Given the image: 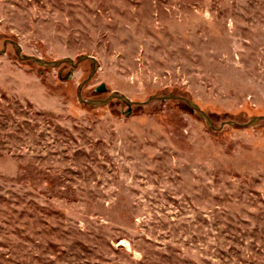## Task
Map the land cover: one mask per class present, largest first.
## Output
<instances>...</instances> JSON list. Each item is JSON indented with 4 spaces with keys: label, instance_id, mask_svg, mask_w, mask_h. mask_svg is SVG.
I'll return each instance as SVG.
<instances>
[{
    "label": "rangeland",
    "instance_id": "rangeland-1",
    "mask_svg": "<svg viewBox=\"0 0 264 264\" xmlns=\"http://www.w3.org/2000/svg\"><path fill=\"white\" fill-rule=\"evenodd\" d=\"M7 40L238 125L9 44L0 264H264V0H0Z\"/></svg>",
    "mask_w": 264,
    "mask_h": 264
},
{
    "label": "water",
    "instance_id": "water-1",
    "mask_svg": "<svg viewBox=\"0 0 264 264\" xmlns=\"http://www.w3.org/2000/svg\"><path fill=\"white\" fill-rule=\"evenodd\" d=\"M9 44L13 46L15 53H16V55L20 61H22V62L28 61V62L37 64L41 67L48 68V69H56V68L61 67L62 65H68V66H71L72 68L76 69L83 62H86V61L91 62L93 64V72L90 75V77L80 85L79 92H78L79 102L83 103L87 106L96 107V108L104 107V106L109 105L113 100H119V101L123 102L125 105H127L129 107V112H131V108L133 106H145V105H148L152 101L178 100V101H181L184 104H186L191 109V111L195 112L200 117V119L206 123L208 128H210L214 131L221 130V128L223 126H225L226 124L229 126L238 125L233 121H229L227 123H224L221 128H216L214 125V121H213L212 117L208 113H206L199 106V104H197L192 99H188L186 97H183L180 95H175V94H168L165 96H151L149 98V100L146 102H134L130 98H128L126 95H124L120 92H114L106 99H101V100L85 99L82 96V90L85 87V85H87L91 81L93 76L97 73V62L98 61L95 57L88 56V55H82L77 59V61H75L72 58H64V59L57 60V61H50V60H46V59L39 58L36 56L24 55L21 45L17 42L10 41V40H7L5 42L3 50L0 51V55L6 53L7 46ZM103 88L104 87H101L99 90H101ZM261 122H264V116L253 117L249 120L248 123L240 124L239 126H241V127H254V126H257L258 124H260Z\"/></svg>",
    "mask_w": 264,
    "mask_h": 264
}]
</instances>
